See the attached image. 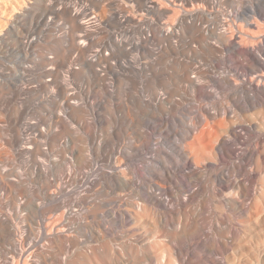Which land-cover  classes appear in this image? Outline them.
I'll list each match as a JSON object with an SVG mask.
<instances>
[{"label": "bare ground", "instance_id": "6f19581e", "mask_svg": "<svg viewBox=\"0 0 264 264\" xmlns=\"http://www.w3.org/2000/svg\"><path fill=\"white\" fill-rule=\"evenodd\" d=\"M223 1L231 12L213 0L0 10L12 64L0 59V264H230L244 245L245 264H264L263 30L255 0ZM156 67L175 70L174 86L143 100L141 75L166 83ZM124 80L139 94L125 101L134 122L108 90Z\"/></svg>", "mask_w": 264, "mask_h": 264}, {"label": "rangeland", "instance_id": "374dc122", "mask_svg": "<svg viewBox=\"0 0 264 264\" xmlns=\"http://www.w3.org/2000/svg\"><path fill=\"white\" fill-rule=\"evenodd\" d=\"M19 1L21 2V0H0V10L1 9L2 10H10L11 7L13 8V6H18V5H16V3L19 2ZM213 1L215 2V4L212 5V7L209 8V9H211V10H217L220 13H223L224 10H227L228 12H231L230 11L231 8L229 7V5L224 4V1L223 2H222V0H213ZM220 2H222V3H220ZM259 2H260V4H259ZM252 6H253V8L257 6V13L255 15V18H256V21L257 22L259 21L258 23H259V25H261L260 27L263 30L262 34L259 36L258 39H259V41H264V0H255L254 1V4ZM247 7L250 8V5L248 3H245L243 5V8H241V11H244L245 13L248 14L249 19H250V21H249V27L255 29V27H256V25L254 24L255 21L252 20V17H251L252 14H250L248 12V8ZM83 24L85 26L87 25V27H88V26L91 25V22L90 21H84ZM194 47H197V46L194 45ZM196 51H197L198 60H201L202 58H206V56H207V54H205L206 52L205 51L203 52L200 47H197L196 48ZM0 57H1L0 59L3 60V61H1V63L5 64V65L8 64V66H9V64H10V66L12 65L11 63L8 62L9 61L8 58L10 59V56H8V58H6V57L1 56V54H0ZM2 57H3V59H2ZM257 58H258V63L254 64V67H255V69L258 72H262V71L264 72V56H262L261 54H257ZM145 62H148V60H146ZM243 67H244L243 63H240L239 64V68H243ZM156 70L158 71V75L160 76L159 78H161L160 80L162 82H166L164 86L163 85H160V84H155L156 86L152 85L151 84V80H152L151 79L152 78L151 75H152V73L149 72V71H147L146 73H144L143 75H141L139 78L136 79V81H137V85H136L137 87H136V89H139V91L141 92L140 97L143 98V100H148L150 98V93L153 92L152 90H155V92L158 95H161V94L163 95L164 94V91H165V88H169L170 89V88H172L174 86V77L173 76L175 74H173V73H175V70L173 71V68H168V69L162 70L161 68L156 67ZM216 76H217V74H215V73H212L210 75L211 78H216ZM138 82H139V84H138ZM244 82H246V81H244ZM167 85H169V87ZM251 85H253V87H255L257 90L261 91V83L253 82V83H251ZM153 86L155 88L152 89ZM249 86L250 85L247 84V87H249ZM136 89H133L132 87H130V85L127 83L126 80H124L122 82V84L119 86V88H114L113 89V88H110L109 87V89H108L109 91L113 92L114 96L116 94V98H117L116 103L118 102V103H121L122 104V106L125 109V111H124L126 113L125 116L129 119L130 122H134L136 116L134 115L132 106L129 103L125 102V101H126L127 98H131L132 97L131 95H134L133 97L139 96V94L137 95V93L135 91ZM252 96H253V94H252ZM185 107L186 106L183 105L181 108H184L185 109ZM102 115H103V118H104L103 119L104 124H100V126H99V128L102 129V132H100L101 134L99 133V135H101L102 137H104L106 135V133L110 131V129H108V126L106 125V122L107 121H111L112 120V117H110V115L108 113H106V112H102ZM117 115L118 114H115V117L116 118L120 117V116H117ZM144 120L149 125H153V124H155L157 122V118L156 117H153V118L152 117H145ZM168 124L169 125L171 124V118H169ZM73 128L75 130H78V127L75 126V125H73ZM78 137L79 138H82V135L80 134V131H79V136ZM65 140H66V142H65ZM67 142H68V138L66 136H64L63 139H62V144H63L62 147L63 148H65V146L67 145ZM78 144L80 145V142H78ZM152 168H153V170L155 172L159 173L158 165H154ZM18 171L21 172V169L18 168ZM145 178H146V180H151L152 176H151L150 173H147L145 175ZM179 178L182 180L183 183H185V179H184L183 176H180ZM42 185H43L42 181H39V179H38L35 183H31V188H33V191H35V190L37 191L38 189L40 190V188H41ZM18 193H19V190H18ZM200 201H205V197H202L200 199ZM22 214H23V218H25L26 211H23ZM131 230H133V229H131ZM249 230L251 231V233H253V241L257 243L258 242V238H257L256 233H257L258 228L256 226H253ZM241 245H244V244L242 243ZM247 249H248V246L247 245H244L243 246V250H242V253L244 255L241 256L239 254L237 256V259L233 263H230V264H245V262L248 259V256L246 255L248 253ZM134 257L135 256L132 257L130 255H124V258H127L129 261L133 260ZM136 257L137 258L138 257H141V254L140 253L137 254ZM33 260H34V257L32 259L27 258L26 259V264H32L33 263ZM45 263L46 264H50V262L49 261H46V260H45ZM45 263H43V264H45ZM101 264H109V263L103 261V263H101Z\"/></svg>", "mask_w": 264, "mask_h": 264}]
</instances>
